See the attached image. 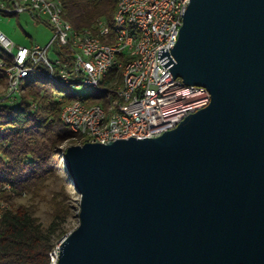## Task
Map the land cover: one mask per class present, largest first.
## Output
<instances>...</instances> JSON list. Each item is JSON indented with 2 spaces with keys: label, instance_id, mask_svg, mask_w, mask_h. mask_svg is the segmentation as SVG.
I'll return each mask as SVG.
<instances>
[{
  "label": "water",
  "instance_id": "water-1",
  "mask_svg": "<svg viewBox=\"0 0 264 264\" xmlns=\"http://www.w3.org/2000/svg\"><path fill=\"white\" fill-rule=\"evenodd\" d=\"M170 72L209 104L158 137L70 145L55 264H264V0H189Z\"/></svg>",
  "mask_w": 264,
  "mask_h": 264
},
{
  "label": "built area",
  "instance_id": "built-area-1",
  "mask_svg": "<svg viewBox=\"0 0 264 264\" xmlns=\"http://www.w3.org/2000/svg\"><path fill=\"white\" fill-rule=\"evenodd\" d=\"M189 0H117L112 27L99 21L94 29L77 31L63 18L57 0H0L1 15L28 13L52 32L44 47L15 44L0 30V103L13 104L27 78L42 75L63 94L58 119L85 142L107 144L118 139L158 137L186 116L206 107V88L185 85L170 72L182 16ZM55 45L54 59L47 58ZM57 48L68 53L64 63ZM120 71V81L106 79ZM79 89L86 94L73 93ZM96 89V93L90 91ZM102 101H105L103 104ZM83 143H79L81 145ZM3 185L2 191H9ZM8 208L0 198V216ZM56 245L49 264L57 259Z\"/></svg>",
  "mask_w": 264,
  "mask_h": 264
},
{
  "label": "trees",
  "instance_id": "trees-1",
  "mask_svg": "<svg viewBox=\"0 0 264 264\" xmlns=\"http://www.w3.org/2000/svg\"><path fill=\"white\" fill-rule=\"evenodd\" d=\"M57 1L63 18L77 31L94 29L99 21L112 27L117 0ZM57 50L69 65L65 60L68 52ZM106 79H115L118 84L120 71L110 70ZM23 89L15 103H0V189L6 184L10 187L0 196L8 205L0 216V264H49V253L64 237L71 210L65 204L66 185L71 182L62 165V146L70 140L85 141L58 119L61 106L73 96L63 94L58 100L62 89L42 75L27 78ZM50 178L61 182L59 190L51 193L50 221L43 226L35 215V200L43 197ZM23 196H28L29 203L14 207L12 201Z\"/></svg>",
  "mask_w": 264,
  "mask_h": 264
},
{
  "label": "rangeland",
  "instance_id": "rangeland-1",
  "mask_svg": "<svg viewBox=\"0 0 264 264\" xmlns=\"http://www.w3.org/2000/svg\"><path fill=\"white\" fill-rule=\"evenodd\" d=\"M0 30L15 44L22 46H46L49 40L52 37V32L46 24L42 22H35L28 13H20L17 15H1L0 14ZM4 31H9V35ZM17 37L20 39L19 42L14 41L11 37ZM55 45L50 46L47 51V58L49 60H53L55 55ZM4 88V84L0 85V93ZM96 89L90 91L91 94L96 93ZM73 93L78 95L86 94L81 92L79 89H73ZM79 143H74V141H66L62 147H68L70 145H77ZM59 177H61V173L58 172ZM60 179L59 178H50L48 180L47 187L44 189L41 199L35 200L36 203V211L35 215L38 217L43 226H46L50 221L49 212L51 211V193L53 191H58L60 188ZM66 201L65 204L71 207L70 216L68 217L64 229L65 235L69 234L73 229H75L78 225L77 218V209H78V201L79 196L75 192L72 184L66 185ZM12 203L14 207L17 205H27L29 203L28 196H23L20 198H15ZM63 238V237H62ZM61 238V239H62ZM60 239V240H61ZM59 240V241H60ZM58 241V243H59ZM58 243L56 245H58Z\"/></svg>",
  "mask_w": 264,
  "mask_h": 264
},
{
  "label": "crops",
  "instance_id": "crops-1",
  "mask_svg": "<svg viewBox=\"0 0 264 264\" xmlns=\"http://www.w3.org/2000/svg\"><path fill=\"white\" fill-rule=\"evenodd\" d=\"M6 34H8L9 35V31H4ZM14 41H16V42H19L20 41V39L19 38H17V37H11Z\"/></svg>",
  "mask_w": 264,
  "mask_h": 264
}]
</instances>
